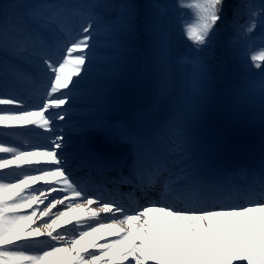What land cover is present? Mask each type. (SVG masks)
Masks as SVG:
<instances>
[{
  "label": "snow or ice",
  "instance_id": "obj_1",
  "mask_svg": "<svg viewBox=\"0 0 264 264\" xmlns=\"http://www.w3.org/2000/svg\"><path fill=\"white\" fill-rule=\"evenodd\" d=\"M42 5L56 7L42 12ZM177 6L183 8V0ZM188 7L195 10L196 22L186 20L183 30L193 49L179 59L188 68L187 106L160 127L119 137L102 125L92 128L110 143L129 146L117 154H105L89 142V125L77 129L80 158L98 171L117 173L118 179L108 183L128 185L145 196L160 194L129 207L118 191L106 185L89 189L74 178L68 167L70 137L59 122H67L75 93L89 77L98 37L107 50L104 77L110 79L120 63L121 37H135L142 16L153 37L162 84H167V5L151 0L142 12L136 0L86 5L0 0V59L6 69L10 57L32 65L41 101L28 106L8 92L6 77L0 84V137L16 140L0 138V264H49L52 257H60L58 264H264V144L258 172H252L259 177L258 187L256 181L241 186L230 182L225 164L202 149L188 129L205 95L218 25L225 23L230 5L228 0H192ZM246 7L241 0L234 17ZM81 8L91 22L63 43L60 56L50 54L41 30ZM102 9H110L111 17H104ZM252 31L249 24L238 38L251 39ZM250 59L261 69L256 87L264 119V50ZM23 75L31 81L30 73Z\"/></svg>",
  "mask_w": 264,
  "mask_h": 264
},
{
  "label": "rangeland",
  "instance_id": "obj_2",
  "mask_svg": "<svg viewBox=\"0 0 264 264\" xmlns=\"http://www.w3.org/2000/svg\"><path fill=\"white\" fill-rule=\"evenodd\" d=\"M48 1L55 4L69 3L73 5H86L93 2V0ZM115 1L111 0V2ZM150 2L151 0H143L140 5L142 12ZM160 2L167 5L166 21L170 57L167 84H162V74L156 58L153 37L142 16L135 37L122 36L124 41L129 40L128 43L122 41L123 50L120 54V67L116 70L112 84L106 83L104 74L101 73L106 70L105 63H98L96 67L91 66L89 77L80 90L85 92L87 100L93 101L103 98L100 103L109 109L115 107L114 100L120 98L123 102L121 105L129 108L127 109L129 115H131V110L144 108L148 114L159 118L168 117L169 113L174 115L178 108L187 106L190 99L187 88L188 68L181 65L179 59L189 54L193 49V42L187 38L183 29L186 20L190 23L196 22L195 10L188 7L192 0H183V8L177 6L180 0H160ZM103 12L101 11V14L104 17H109L108 12L105 14ZM249 14L250 18L240 28L228 29V12L225 23L218 25V32L211 51L212 68L205 95L195 115L197 119L192 127L193 135L206 121H212L223 126L228 135L232 134L236 138L245 139L264 133L262 117L255 106L257 101L251 99L244 91V86L248 81L261 75V69L253 67L250 57L264 50V39H262L264 37V23L260 22V19L264 18V2L253 0L242 10L243 16ZM249 24L253 27V31L250 33L251 39L243 41L238 38V32H242ZM99 26L103 27V25ZM142 31H144L143 35L137 39ZM227 32L226 37L225 33ZM222 44L224 45V52L215 49L220 48ZM137 49L141 50L138 51ZM104 56H98L100 61ZM96 60L99 59L96 58ZM3 64L4 62L0 61V65ZM211 74H216L217 77ZM129 84L132 89H129ZM241 88L243 89L240 90ZM88 90H98L100 93L97 96H91L87 94ZM127 111L125 110L123 113L127 114ZM122 114L118 117H123ZM111 116L116 115L109 112L103 114V123Z\"/></svg>",
  "mask_w": 264,
  "mask_h": 264
},
{
  "label": "bare ground",
  "instance_id": "obj_3",
  "mask_svg": "<svg viewBox=\"0 0 264 264\" xmlns=\"http://www.w3.org/2000/svg\"><path fill=\"white\" fill-rule=\"evenodd\" d=\"M53 27H56L59 30V34H56L55 38L59 42H63V40L59 37L61 32H63L60 29L62 25L55 24L52 25L50 29H52ZM50 29H42L41 35H44L43 32L44 30L49 31ZM79 34L80 33L78 32L73 37H71V39L76 38ZM99 40L101 41L100 46L92 50L93 63L91 66L93 67H96L99 62L104 64L103 59L100 61V57H98L101 54H103V51L101 49H105L103 47V40L102 39ZM96 58H98L99 60L97 61ZM8 63L9 64L7 69L5 67H0V72H2V74L7 76L6 78L7 86L10 87L18 86L20 91L23 93V95H20L18 93H14L13 95L17 96L20 99H23L25 102L26 100H28L26 102L28 106L38 105L41 102L39 99L40 93L38 86V77L36 73L32 71V67L28 68L29 72L31 73V81L26 79L25 76H22V78L24 79V82L22 83L24 84L29 83L33 85V87L21 86L19 84V80L14 79V75L16 77V75L19 74L18 69L20 65H23V63L15 57L13 59L10 57ZM119 67L120 66H118V68ZM104 72L105 71H102L101 73L104 74ZM114 79L115 78L112 77L110 79H105V81L106 83L112 84L114 82ZM3 81L4 79H0V84H2ZM99 93L100 91L98 90L95 91L88 90L87 92V94H90L91 96H97V94L99 95ZM101 100H103V98L102 99L98 98L93 101L87 100L85 97V92H81L80 90L77 91L74 96V104L69 109V116L67 118V122H59L64 127V134L70 137V141H71L68 167L76 171V173L73 174L75 175L74 178H76L78 181H81V183L83 184L87 183L89 189L90 186L93 187L95 185H106L110 191L112 192L118 191L121 194L120 198L122 200L123 199L127 200L132 204L140 203L142 202L143 198L147 196H145L142 193L136 192L135 190L131 189L128 185L108 183L110 180L118 179L117 173L111 174L106 172L105 170L98 171L90 167L87 162H85L80 158L79 155L80 133L79 131H77V129L83 125H89L90 126V130L88 132V138L90 139L89 142L92 145H94L97 150L105 154H112L114 151H117L116 149L119 148L121 143L118 142L110 143L105 139L104 134L97 133L96 131L91 130L96 125H102L107 130V133L110 134L112 137H119L124 135L128 130H136L143 128L145 126L160 127L164 125L166 122H168L172 117H163V118L153 117L152 115L148 114L147 110L144 108L131 110L130 111L131 115H129V112L126 115L125 113H123L126 109H123L121 105L123 102L120 98L115 99L114 103L116 106L109 109H106L102 105V103H100ZM256 100L258 103H260L259 97H257ZM106 112H109L116 116L123 113L122 114L123 117L118 118L119 120L115 119L114 123L112 124L110 120L109 123L105 124L103 123L104 118L102 117V115L106 114ZM258 113L261 115V110L258 111ZM196 119L197 116L188 122V129L190 131L191 136L195 138L196 141H198L199 146L202 149L211 150L216 154V156L225 164L227 170L231 173L229 178L232 177L233 179H236V177H240L244 174L245 176L242 177H248V175H246L247 171L251 169L250 170V174H251L253 170H255L254 167L258 166V160L260 157L262 144H264V133L262 135L256 136L255 138H252L249 141L247 140L243 141L241 140V138H236L232 134L229 135V138L225 134H222L224 135V137H222L219 141L210 143L207 140L210 135H214V136L216 135L215 131L213 130L215 128V125L211 126L209 132H203V131L201 132L199 130V134L196 133L195 135H193L192 127L195 125ZM262 123H263L262 130L264 131V119H262ZM205 126L209 127L207 124H205ZM0 138L7 140L5 137H0ZM256 144L260 146L259 149L258 147L256 148L255 146ZM128 147L129 146L125 145L124 148H121V151L128 150ZM236 147L238 148L235 149ZM253 149H257V152L253 153ZM11 178L13 177H9V179ZM65 203H67V201ZM205 206L207 207L210 205H205ZM57 208H63V206L58 205ZM55 212L56 209H53V214ZM104 215L105 214H102L101 217H103ZM107 239L111 240L114 238L108 237ZM103 242H104L103 240L97 241V243H103ZM46 246L47 245H45L44 247ZM92 250L94 249H91V251ZM59 260L60 257H52L49 260V264H58Z\"/></svg>",
  "mask_w": 264,
  "mask_h": 264
},
{
  "label": "trees",
  "instance_id": "obj_4",
  "mask_svg": "<svg viewBox=\"0 0 264 264\" xmlns=\"http://www.w3.org/2000/svg\"><path fill=\"white\" fill-rule=\"evenodd\" d=\"M263 2H264V0H262ZM103 2H111V0H103ZM116 2V1H115ZM136 2H137V4L140 6L142 3H143V0H136ZM229 2V5H230V7L228 8V10H227V12H228V29L230 30V29H232L233 28V25L235 24L236 25V28H240V27H242V25L246 22V20L248 19V18H250V14L249 15H247V16H243L242 15V12H241V14H240V16L239 17H234V15H233V10H234V8L238 5V4H240L241 3V0H229L228 1ZM251 2H253V0H243V3L244 4H246V5H249ZM101 11H104L103 12V14H105V13H109V17H111V15H112V11L110 10V9H102V10H100V12ZM107 18V17H106ZM141 19H142V17H141ZM260 22L261 23H264V18H261L260 19ZM143 35V32H141L140 33V37ZM227 35H228V32L227 33H225V36L227 37ZM224 43V42H223ZM223 44L222 45H220V48H215V49H217V50H219V51H223L224 52V50H223ZM216 54H218V53H216Z\"/></svg>",
  "mask_w": 264,
  "mask_h": 264
}]
</instances>
